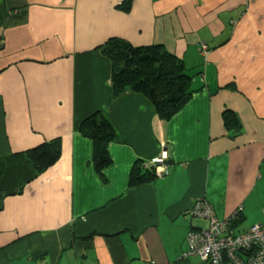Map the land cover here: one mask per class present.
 Wrapping results in <instances>:
<instances>
[{
    "label": "crops",
    "instance_id": "crops-1",
    "mask_svg": "<svg viewBox=\"0 0 264 264\" xmlns=\"http://www.w3.org/2000/svg\"><path fill=\"white\" fill-rule=\"evenodd\" d=\"M111 38L183 61L179 113L114 94L98 49ZM95 112L115 131L102 173L79 132ZM53 141L60 158L37 174L27 153ZM163 145L170 175L130 187ZM201 200L220 220L240 211L235 235L264 224V0H0V264H205L184 256L208 225L189 214Z\"/></svg>",
    "mask_w": 264,
    "mask_h": 264
},
{
    "label": "trees",
    "instance_id": "trees-1",
    "mask_svg": "<svg viewBox=\"0 0 264 264\" xmlns=\"http://www.w3.org/2000/svg\"><path fill=\"white\" fill-rule=\"evenodd\" d=\"M120 8L129 12L130 4ZM111 66V82L116 96L130 91L144 96L154 107L159 120L168 121L179 113L191 99L193 78L187 74L183 61L167 51L163 45L135 47L120 38H111L99 48ZM225 129L234 138L242 132L239 117L230 110L222 114ZM82 136L89 139L93 146V167L102 173L112 166L108 147L115 137L112 125L100 112L86 117L79 126ZM37 174L51 168L60 158L58 141L38 146L27 153ZM144 165V164H143ZM143 169V168H142ZM136 167L129 179L130 187L151 182L157 177L151 169ZM240 214L231 219L239 222ZM91 234L83 240L90 239Z\"/></svg>",
    "mask_w": 264,
    "mask_h": 264
},
{
    "label": "built area",
    "instance_id": "built-area-1",
    "mask_svg": "<svg viewBox=\"0 0 264 264\" xmlns=\"http://www.w3.org/2000/svg\"><path fill=\"white\" fill-rule=\"evenodd\" d=\"M143 167L151 169L157 178L170 175L172 163L167 150L164 148ZM189 214L207 220L208 225L187 233L185 257H199L205 264H264V224L253 225L248 231L235 235L231 232V220L218 219L207 200L195 203Z\"/></svg>",
    "mask_w": 264,
    "mask_h": 264
}]
</instances>
